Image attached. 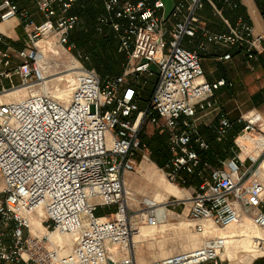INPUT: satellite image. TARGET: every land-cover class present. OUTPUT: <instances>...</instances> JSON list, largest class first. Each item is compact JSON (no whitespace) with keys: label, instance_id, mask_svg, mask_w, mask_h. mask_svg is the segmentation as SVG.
Masks as SVG:
<instances>
[{"label":"built area","instance_id":"obj_1","mask_svg":"<svg viewBox=\"0 0 264 264\" xmlns=\"http://www.w3.org/2000/svg\"><path fill=\"white\" fill-rule=\"evenodd\" d=\"M80 1L34 0L36 19L16 0H0V22L16 19L28 43L13 63L12 48L0 37L7 46L0 50V78L10 81L0 95L28 89L26 96L0 100V264H223L230 246H237V231L230 229L238 226L259 231L255 253L264 255V119L259 113L232 120L219 112L218 122L209 124L217 139L237 123L244 126L224 166L213 168L187 196V218L177 215L206 235L201 245L140 262L138 243L155 238L151 235L159 231H152L167 223L165 211L183 200L137 198L125 184L137 158L148 157L141 136L145 121L169 134L171 158L162 171L170 181L186 185L191 176L202 177L197 147L208 150L209 143L197 115L215 107V88L232 83L208 81L200 52L207 42H217L238 46L254 59L264 36H255L241 18L229 34L207 30L197 13L209 4L221 15L216 0H177L168 14L162 0H100L104 13L95 28L110 31L126 58L121 74L102 78L85 65L87 55L71 57L76 45L70 35L79 21L72 11ZM198 31L205 40L198 49L186 47L184 40ZM64 71L70 88L61 96L49 89L48 77ZM150 75L156 80L141 110L136 86ZM243 141L260 144V151H245ZM104 207L113 210L97 213ZM141 226L147 236H138Z\"/></svg>","mask_w":264,"mask_h":264},{"label":"crops","instance_id":"obj_2","mask_svg":"<svg viewBox=\"0 0 264 264\" xmlns=\"http://www.w3.org/2000/svg\"><path fill=\"white\" fill-rule=\"evenodd\" d=\"M17 1L19 4L28 7L33 12L36 19H40V15L37 12L36 4L34 0H17ZM168 1L170 2V6L173 7L174 3L177 0H168ZM232 1L237 2L238 7L233 8L228 4H226L224 0H216L217 7L220 8L222 11L221 15L216 14L211 5L206 4L205 7L197 13L201 25L213 33L229 34L231 28H235L239 25V19L241 18L253 26L255 36L258 35L264 36V16L258 7L257 0H232ZM163 2L165 5V13L168 14L169 11L167 4L165 1ZM102 13H104V8L102 10ZM212 16L214 17L216 16L217 19H214ZM0 37H3L4 42L7 43L12 48L11 56L13 63H18L20 59L17 55V51L23 49L28 44L22 25L16 19H12L6 22H0ZM203 40H205V38L203 37L202 33L198 31L194 37L186 38L184 40V45L190 49H198L199 43H201V41ZM4 42L0 41V50L6 49L7 46ZM206 46H207L206 51L200 52L201 63L205 72V78L212 83H216L219 79L225 78L228 79L232 83V85L227 84L215 88L214 90V98L216 101L215 107L212 109H208L205 112H200L197 115V122L199 124L200 131L202 132L204 138L209 143L208 150H202L200 148L198 149V152L202 160L200 169L203 171V175L199 179L198 186L202 184L206 178L209 177L210 172L213 168L223 167L224 162L232 156L233 153L232 148L235 144V138L238 136V134L241 131L240 130L238 132H234L235 131L234 129L236 128L235 127L234 129L230 130L226 136L217 139L215 134L213 135L209 130L207 131L205 126H209V124L217 123L219 112L225 113L232 120H236L239 116L252 114V113H259L261 117L264 119V108H262V106L259 108L254 107L252 109L247 110L245 113H241L239 115L238 111H230L229 109L225 108L220 99V98L222 99L224 98L223 100H227V97L229 98L230 96H226V98L222 96L224 94H227L228 90L236 88L239 84L245 85V82H247L246 86L251 89V93L249 95L251 99L250 102L252 103L256 102L264 106V47H262V49L258 51L256 58L248 59L244 50L240 49L238 46L235 45H229V44L225 45L217 42H207ZM226 53H231V57L229 59L222 58ZM62 58H64V56H62ZM1 69H3V66H1ZM15 79H17V81ZM5 80L8 81V84H6ZM13 80L15 81V83L19 82L18 77L16 76L13 77ZM9 85H10L9 79L0 78V90L2 86L8 87ZM24 90L26 92H24L22 96H26L28 94V89H24ZM137 90L140 92L139 88H137ZM216 90H219L218 95L216 94ZM6 94L7 93L1 95L3 96ZM17 96L20 95L17 94ZM231 97L235 98L236 95H232ZM155 126L159 128L158 125ZM218 141H220L221 143H218ZM148 153H149V149H148ZM242 157L245 158L247 157V155L243 153ZM144 159L146 158L138 157L137 161L138 160L143 161ZM168 161L166 163H168ZM166 163L161 168L165 167L167 165ZM126 175H125V184L128 187ZM191 177L199 178L197 175ZM198 186L196 187V189H194L192 193L186 191L187 189L184 188L183 194H181L180 196L176 195L175 193H170V195L167 196L162 194L161 197L162 200L178 199V200H183V203L175 204L168 208L167 223L163 226V229H160L159 231L161 238L157 240L158 242L157 245L164 244L165 247L171 246L174 249L187 247L181 250H177L176 252L173 251L171 253H167L166 255L186 251L194 247H197L201 245L203 239L206 238L205 237L206 235L198 234L194 232L192 227L193 223L191 221H188V226L183 225V223L180 222V221H184V218H187L186 216L190 206V202L187 200V196L197 191ZM134 193L138 194L137 198H141L145 196L143 195L139 197L140 194H143L140 191H136ZM134 193L132 194L136 197L137 195H135ZM151 196L152 195L147 197H151ZM177 215H182L184 218H178ZM240 227L242 226H238L236 227V229L233 227L230 229L231 231L228 230L227 232L229 231L232 232L233 229L237 231V228ZM247 228L250 227H246V229ZM173 229H176V232ZM223 232L226 233L225 230L218 231L219 234L220 233L224 234ZM237 233H239V231H237ZM238 240L239 239L236 238L237 246L235 245L230 246L229 248L230 258L225 260L223 264H256L258 260L264 259V255L261 256L257 254L253 255V253L242 250L241 247H238L239 246L238 243L240 242ZM193 242L195 243L193 244ZM137 253L139 254L138 259L140 262L148 261L153 258L163 257V256L152 257L153 254L151 252L150 253L141 252L139 251L138 247H137ZM204 264H215V263L206 262Z\"/></svg>","mask_w":264,"mask_h":264},{"label":"rangeland","instance_id":"obj_3","mask_svg":"<svg viewBox=\"0 0 264 264\" xmlns=\"http://www.w3.org/2000/svg\"><path fill=\"white\" fill-rule=\"evenodd\" d=\"M163 1L166 2L167 7H168V11L170 12L172 9L171 8L172 6H170V2L168 0H163ZM212 17L214 19H217L216 16L215 17L212 16ZM85 28L86 27L83 25V23H78L77 28H76V34L82 40H84V38L86 36ZM80 49L81 50H79V51L77 49H75L73 51V53H71V57L73 56V54L76 56L78 53L83 54L84 53L83 49L82 48H80ZM103 55H104V53L101 52L99 58L101 59ZM64 58H65V56H64ZM92 64H93V62H92ZM105 66H106V64H104V67ZM120 68H121L120 65L114 64L111 67V72H117L118 70H120ZM104 69H107V68H104ZM67 73H69V72L64 71L63 73H56L55 75L52 74L48 77V80H49L48 86L50 85L49 89L52 90L53 93H55L57 95H60L63 91H65L66 94L69 93L70 86H68V83H69L68 79H70V75H65ZM61 79H63V80H61ZM144 79H146V82H144ZM15 80L17 81V79H15ZM66 80H68V81H66ZM155 80H156V77L153 75L145 76V78H142L138 82V85L136 86V88H139V90H140L141 98L139 99V104H140L141 109H144L146 107V105H145L146 100L150 96L149 88L152 87V84ZM59 81L62 84L59 87H57V85H58L57 82H59ZM5 82H6V84H8L7 80H5ZM246 84H247V82H245V85L239 84L236 88L231 89L232 91L228 90L227 94H224L222 96L225 98H226V96H230L229 98L227 97V100H223L224 98L223 99L220 98L221 102L223 103L225 108L229 109L230 111H238L239 115L241 113H245L247 110L252 109L254 107L259 108L262 106V108H264V106L259 104V103L250 102L251 99H250L249 95L251 93V89L249 87H247ZM24 92H26V91L21 90L19 93L16 92V94L20 95V94H24ZM216 94L217 95L219 94V90H216ZM232 95H236V97L233 98V97H231ZM17 97L18 96L14 95V94L1 96V98L5 101L11 100V99H16ZM221 108H222V106H221ZM207 123H209V122H207ZM157 128H158L157 126L152 125V124L148 123L147 121H145L144 126H143V133H145L146 137H151L157 132L160 134L166 133L167 143H168V138H169L168 132L165 130H162L160 128H158V129ZM205 128L207 129V131L210 129L209 126H205ZM218 143H221V142L218 141ZM148 149H149L148 157H146V159H144L143 161L138 160L136 167H135V170L127 173V175H126V179H127V183H128L127 189L130 192L134 193L136 191H140L143 194H140L139 197H141L143 195L150 196V195H153V193H155V192H161L163 195L167 196V195H170V193H172L174 188H180L182 190H184V188H185V189H187L186 191H189L191 193L194 191V189H196V187L199 184L198 183L199 179L201 177H199V176H198L199 178L190 177L189 183L186 185H182V184L178 185L176 183H173L172 181H170L166 177L165 173L162 171V168L156 163V161H154L155 160V158H154L155 154H153L152 149L151 148H148ZM158 149L161 150L162 152L165 150L163 148V146H161V145L158 146ZM162 158L164 159L165 157L162 156ZM206 173H207V170H206ZM0 186H2V181H0ZM135 195H137L136 197H138V194H135ZM112 210L113 209L104 207V208H99L97 213L106 214ZM35 217L39 218L40 213L36 212ZM160 229H163V228L154 229L152 232L160 231ZM243 229H244V227H240V228H237V231H240ZM173 230L176 232V229H173ZM234 230L235 229H233L232 231H234ZM152 232H150V233L152 234ZM155 233L156 234L151 235L155 238H153V239L148 238V240L140 241L138 243L139 251L147 252V253L151 252L153 254L152 257H160V256L166 255L167 253H171L173 251L176 252L177 250L187 248V247H181V248H175L174 249L171 246L165 247L164 244L157 245L158 244L157 240L159 238H161V236H160L159 232H155ZM194 243L195 242H193V244ZM238 245H239L238 247H241L242 249H244L241 242H239ZM256 264H264V259L258 260L256 262Z\"/></svg>","mask_w":264,"mask_h":264},{"label":"trees","instance_id":"obj_4","mask_svg":"<svg viewBox=\"0 0 264 264\" xmlns=\"http://www.w3.org/2000/svg\"><path fill=\"white\" fill-rule=\"evenodd\" d=\"M257 4L264 16V0H257ZM102 10L103 7L100 0H82L77 3L72 12L79 15L78 23H83V25L86 27V36L84 40L80 39V37L77 36V23L76 27L71 32L70 41L76 45L75 49L79 51L81 50L80 48H82L84 52L83 54L89 57L88 60H85V65L87 67L95 68L99 75L102 78H105L107 76L121 74L123 71V66L126 63V58L124 57V55L118 52L117 41L110 31H107L105 33L96 30V18L100 13H102ZM262 46L264 47V40L262 41ZM101 52H103L104 55L100 59L99 56ZM104 64H106L105 67ZM114 64L120 65L121 67L117 72H111V67ZM103 67L107 69H104ZM154 83L155 81L153 82V84ZM152 87L149 88L150 93L152 91ZM243 126L244 123L235 124L234 128H236H233L235 130L234 132L240 131ZM209 131L214 135L212 127H210ZM141 136L142 139L146 141L149 148L152 149L153 154H155L154 161H156V163L160 167L164 166L165 163L171 158V151L168 147L166 133L160 134L157 132L151 137H146V135L142 133ZM159 145L163 146V148L165 149L163 152L158 149ZM198 149L199 147H197V151ZM162 156L165 158L163 159Z\"/></svg>","mask_w":264,"mask_h":264},{"label":"bare ground","instance_id":"obj_5","mask_svg":"<svg viewBox=\"0 0 264 264\" xmlns=\"http://www.w3.org/2000/svg\"><path fill=\"white\" fill-rule=\"evenodd\" d=\"M25 88L24 87H18L12 91H9V92H6L7 94L6 95H9V94H14V95H17L16 92H20L21 90H24ZM65 93V91H63ZM61 93V96H66L67 94L65 93ZM2 95H0V100L1 101H4L2 98H1ZM20 96H22V94H20ZM20 96H18L17 98H19ZM8 101V100H6ZM243 146H244V149L245 151H255L256 153L259 152L260 148H261V145L260 144H256V143H253V142H246V141H243ZM172 193H175L176 195L180 196L181 194H183V190L180 189V188H174V190L172 191ZM156 203H161L162 201V193L161 192H155L153 193V195L151 196ZM162 209L163 206H162ZM165 213L167 214V211H165ZM181 223H183V225H185V222L184 221H180ZM147 236V230H146V227L145 226H141L140 227V235L138 236ZM234 236H237L236 238L239 239L238 241L241 242L243 248L245 251H253V255H255L256 251H255V243H256V239L258 237H260V233L259 231L256 229V228H253V227H250V228H247L245 230H242L240 233H237V234H234ZM137 240L139 241L140 237H137V235L135 236L134 240ZM67 240V239H65ZM69 241V240H68ZM237 257V256H236Z\"/></svg>","mask_w":264,"mask_h":264}]
</instances>
